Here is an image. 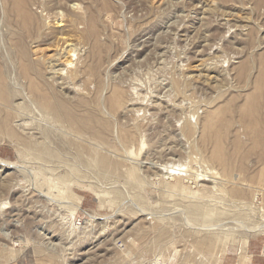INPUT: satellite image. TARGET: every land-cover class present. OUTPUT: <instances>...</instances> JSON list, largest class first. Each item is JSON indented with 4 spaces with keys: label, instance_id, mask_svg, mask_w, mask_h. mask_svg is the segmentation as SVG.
<instances>
[{
    "label": "rangeland",
    "instance_id": "1",
    "mask_svg": "<svg viewBox=\"0 0 264 264\" xmlns=\"http://www.w3.org/2000/svg\"><path fill=\"white\" fill-rule=\"evenodd\" d=\"M34 1L72 17L0 0V264H264V0Z\"/></svg>",
    "mask_w": 264,
    "mask_h": 264
},
{
    "label": "bare ground",
    "instance_id": "2",
    "mask_svg": "<svg viewBox=\"0 0 264 264\" xmlns=\"http://www.w3.org/2000/svg\"><path fill=\"white\" fill-rule=\"evenodd\" d=\"M23 1V0H22ZM28 2V0H25V2ZM33 1V0H32ZM65 2H66V0H64ZM86 1V0H85ZM5 2V1H4ZM24 2V3H25ZM26 2V3H27ZM54 2H56L57 3V1H54ZM82 2V1H81ZM80 2V3H81ZM25 3V4H26ZM52 2L51 1H34L33 2V4L36 6V8H39L40 10H39V14H41V18L44 20V22L45 21H48L50 18L53 20V22L54 23H56L57 24V26H61L63 29H64V31L66 30L65 28L66 27H68V28H76V26H77V24H78V20H80V18H81V6L79 5L80 3L77 1V0H69V2L67 3V8L70 10V13H72V17L71 18H69L66 22L63 20V18H62V14H63V12H62V7H59V6H52L53 4H51ZM55 3V4H56ZM62 3V2H61ZM15 4V3H14ZM18 4V3H17ZM29 4H30V1H29ZM31 4H32V2H31ZM82 4V3H81ZM84 4V3H83ZM25 6V5H24ZM29 6V5H28ZM31 6V5H30ZM61 6V5H60ZM17 7V6H16ZM29 8V7H28ZM38 10V9H37ZM24 11V10H23ZM68 12V11H67ZM35 14V13H34ZM28 15V14H27ZM64 15H65V13H64ZM16 16V15H15ZM24 16V15H23ZM69 17V16H68ZM17 19V18H16ZM29 20V19H28ZM27 22V21H26ZM43 22V23H44ZM48 23V22H47ZM51 23V22H50ZM31 25V24H30ZM45 25H46V23H45ZM27 29V28H26ZM25 29V30H26ZM42 29V28H41ZM76 30V29H75ZM28 31V30H27ZM25 32V31H24ZM58 33V32H57ZM62 36L64 35V34H61ZM69 38V37H68ZM66 40V39H65ZM64 44L66 43L65 41L63 42ZM62 43V44H63ZM71 43V42H70ZM61 45V44H60ZM68 45V44H67ZM64 46V45H63ZM71 46V45H70ZM59 47V46H58ZM61 47V46H60ZM76 47H77V45H76ZM67 49V48H66ZM65 51V50H64ZM60 52H61V50H60ZM75 48H73V47H71V48H69L67 51H66V60H65V63L67 64V65H71L72 63H73V59H72V57L75 55ZM56 55V54H55ZM59 55V54H58ZM57 58V57H56ZM53 60V59H52ZM51 61V60H50ZM54 61V60H53ZM49 62V61H48ZM49 64H50V62H49ZM51 64H54V63H51ZM63 64H64V62H63ZM54 65H56V64H54ZM53 66V65H52ZM59 66V65H58ZM57 67V66H56ZM61 67V66H60ZM81 67V66H80ZM50 68V67H49ZM53 68H54V66H53ZM55 69H57V68H55ZM59 69V68H58ZM63 70V69H62ZM49 71H52L51 69L49 70ZM48 71V72H49ZM72 71V70H71ZM52 73V72H51ZM56 73V72H55ZM55 73H53V74H55ZM58 73V72H57ZM72 74V73H71ZM57 75V74H56ZM65 76V75H64ZM66 80V79H65ZM61 92V91H60ZM70 96V95H69ZM8 105V104H7ZM6 105V106H7ZM10 106V105H9ZM62 106V105H61ZM11 108V107H10ZM1 162H4L3 160H0ZM6 162H4V163H1V165L2 166H6V167H9V166H11V164L10 165H7V163L5 164ZM0 165V166H1ZM12 167V166H11ZM14 167V166H13ZM255 227V226H254ZM258 227V226H257ZM256 227V228H257ZM244 228V227H243ZM245 229V231L246 232H250L251 231V228H248V227H246V228H244ZM253 230V229H252ZM256 230V229H255ZM244 231V230H243ZM252 232V231H251ZM247 243V240H246V238L244 239V241H243V244L245 245ZM247 263V261L245 260V261H242L240 264H246Z\"/></svg>",
    "mask_w": 264,
    "mask_h": 264
}]
</instances>
